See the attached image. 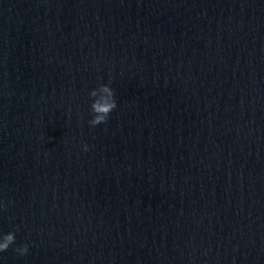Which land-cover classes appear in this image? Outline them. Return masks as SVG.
Instances as JSON below:
<instances>
[{
  "label": "water",
  "instance_id": "water-1",
  "mask_svg": "<svg viewBox=\"0 0 264 264\" xmlns=\"http://www.w3.org/2000/svg\"><path fill=\"white\" fill-rule=\"evenodd\" d=\"M9 232L0 264H264V0H0Z\"/></svg>",
  "mask_w": 264,
  "mask_h": 264
},
{
  "label": "clouds",
  "instance_id": "clouds-1",
  "mask_svg": "<svg viewBox=\"0 0 264 264\" xmlns=\"http://www.w3.org/2000/svg\"><path fill=\"white\" fill-rule=\"evenodd\" d=\"M102 92H106L108 94L107 98L101 97L100 99L93 100L91 103V111L95 115L93 118L89 121V123L92 126H96L102 123L107 122V118L109 114L113 111V109L116 108V101L114 99V92L113 90L108 86L104 85L101 88ZM91 96H96V92H91ZM85 151L88 150V146L84 145ZM15 242V234L13 232L6 233L2 236H0V252L6 251L10 245H12ZM16 251L24 255L27 253L28 248L27 245H24Z\"/></svg>",
  "mask_w": 264,
  "mask_h": 264
}]
</instances>
